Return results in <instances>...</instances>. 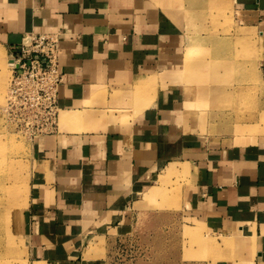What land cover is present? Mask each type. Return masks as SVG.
Here are the masks:
<instances>
[{
  "label": "crops",
  "instance_id": "obj_1",
  "mask_svg": "<svg viewBox=\"0 0 264 264\" xmlns=\"http://www.w3.org/2000/svg\"><path fill=\"white\" fill-rule=\"evenodd\" d=\"M217 3L256 36L264 83V0ZM38 34H58L63 82L56 133L30 142L23 262L113 264L136 220L168 213L200 241L181 262L264 264V132L214 130L195 107L233 85L242 34L188 58L198 46L160 0H0L5 53Z\"/></svg>",
  "mask_w": 264,
  "mask_h": 264
},
{
  "label": "rangeland",
  "instance_id": "obj_2",
  "mask_svg": "<svg viewBox=\"0 0 264 264\" xmlns=\"http://www.w3.org/2000/svg\"><path fill=\"white\" fill-rule=\"evenodd\" d=\"M199 1L160 0L162 8L188 32L198 46V55L194 57L205 59L203 45L215 47L216 37L211 36L228 37L233 33L250 32L234 24L228 7L222 8L217 3L219 0H209L203 6L198 5ZM202 35L209 36V42L206 37L207 42L203 44ZM252 37L250 40L243 37L236 39L235 60H240V68L225 74V83H235V86L226 85L219 99L211 96L207 102H195V107L212 114L209 123L214 130L219 122H225L238 126V130L248 125L252 134L264 132V83L255 70L252 48L256 36L253 34ZM225 48L232 50L227 44ZM8 59L9 54L0 48V264H25L22 260L24 252L21 248L20 221L26 203L32 137L21 132L5 111L12 80ZM230 59L232 63L233 55ZM235 78L240 80L239 83H232ZM164 180L165 176H162L160 181ZM182 223L178 214L144 215L136 220L130 240L114 254L113 264H199L180 261L181 256L185 259L184 255L196 252L199 248V240ZM196 235L201 236L199 231H196Z\"/></svg>",
  "mask_w": 264,
  "mask_h": 264
},
{
  "label": "built area",
  "instance_id": "obj_3",
  "mask_svg": "<svg viewBox=\"0 0 264 264\" xmlns=\"http://www.w3.org/2000/svg\"><path fill=\"white\" fill-rule=\"evenodd\" d=\"M8 63L12 80L7 115L32 138L56 133L58 89L63 82L58 34L27 35L19 49L10 53Z\"/></svg>",
  "mask_w": 264,
  "mask_h": 264
},
{
  "label": "bare ground",
  "instance_id": "obj_4",
  "mask_svg": "<svg viewBox=\"0 0 264 264\" xmlns=\"http://www.w3.org/2000/svg\"><path fill=\"white\" fill-rule=\"evenodd\" d=\"M252 36H253V35L250 34V33H248V32L242 34V37L245 38V39H246V38H248V39H249V38H253ZM248 39H247V40H248ZM249 40H250V39H249ZM251 40H252V39H251ZM197 55H198V52L194 49L193 52H191V53L188 54V58H192V57L197 56ZM213 92H215V91H213ZM213 92H212V93H213ZM0 178H1V177H0ZM10 204H11V203H10ZM10 206H12V205H10ZM1 207H2V206H1ZM8 207H9V206H8ZM0 212H1V210H0ZM1 245H2V243H1ZM0 248H1V247H0ZM3 248H4V247H3ZM4 251H6V250H4ZM4 251H3V252H4Z\"/></svg>",
  "mask_w": 264,
  "mask_h": 264
}]
</instances>
